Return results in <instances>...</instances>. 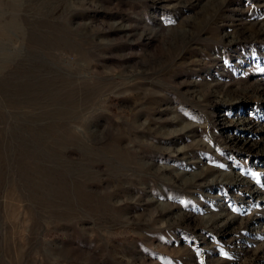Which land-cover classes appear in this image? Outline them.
<instances>
[{"label": "rangeland", "instance_id": "obj_1", "mask_svg": "<svg viewBox=\"0 0 264 264\" xmlns=\"http://www.w3.org/2000/svg\"><path fill=\"white\" fill-rule=\"evenodd\" d=\"M264 0H0V264H264Z\"/></svg>", "mask_w": 264, "mask_h": 264}, {"label": "snow or ice", "instance_id": "obj_2", "mask_svg": "<svg viewBox=\"0 0 264 264\" xmlns=\"http://www.w3.org/2000/svg\"><path fill=\"white\" fill-rule=\"evenodd\" d=\"M262 71H264V69H262Z\"/></svg>", "mask_w": 264, "mask_h": 264}]
</instances>
